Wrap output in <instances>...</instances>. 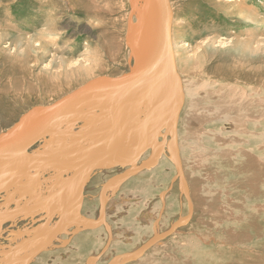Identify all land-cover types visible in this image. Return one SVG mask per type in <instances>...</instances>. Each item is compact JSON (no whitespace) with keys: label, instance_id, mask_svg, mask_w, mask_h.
Returning a JSON list of instances; mask_svg holds the SVG:
<instances>
[{"label":"rangeland","instance_id":"374dc122","mask_svg":"<svg viewBox=\"0 0 264 264\" xmlns=\"http://www.w3.org/2000/svg\"><path fill=\"white\" fill-rule=\"evenodd\" d=\"M169 2L173 14L171 43L180 79L181 98L177 137L172 152L180 157L184 181L192 200V216L143 255L125 264H204L209 255L214 264H229L235 260L237 264H262L259 258L251 260L248 254L233 252L238 247H244L240 246L244 245L243 240L232 243L226 234L229 231L239 238L243 229L263 226L264 219L260 218L262 215L258 216L253 210L258 206L251 199L254 196L253 183L241 189L240 184L234 182V179L232 181L233 174L244 162L238 153V149L242 152L245 146L241 145L244 134L238 129L239 124L233 114H229L233 112L232 109H216L224 104L221 95L213 93L212 101H204L203 96L207 91H221L228 98L230 93H238L239 90L252 97L264 95V0ZM146 3V0H0V136L10 131L33 108L51 105L97 77H119L134 70L136 65L137 68L142 63L138 61L142 48L137 43L136 30ZM167 83L172 91V81L168 80ZM147 90L148 86H144L132 92L131 96L140 100V96L148 93ZM190 91L197 93L193 99L189 97ZM148 96L150 101L144 100L141 102L143 106H139L141 99L122 115L124 130L130 129L123 136L125 140L117 155L123 156H116L110 165L106 163L101 173L93 177L88 192L87 186L78 205H72V210H75L70 213L72 215L67 218L53 246L29 264H115L123 255L148 244L153 237L165 233L171 223L189 214L190 207L181 193L175 163L163 146L154 151L157 155L150 168L135 177L115 180L105 190V221L104 224L100 222L102 186L127 169L142 166L144 160L151 158V151L155 149H151V144H163L164 133L155 137L154 128L165 123L164 126H169L164 116H171V105L165 102L158 106L163 100L170 102L168 90L165 93V88H162V100L158 102L153 101L160 98L157 93L152 97L150 91ZM88 103L89 122L85 120L88 115L84 116L85 119L74 121L62 119L49 128L46 138L43 137L40 143L31 148L42 154L40 156L43 158L33 157L31 151H28L20 158H12V166L22 168L25 166L23 162L27 160L34 169L39 162L53 158L59 161L67 159L62 162L63 166H67L66 163L78 160L83 151L99 149L96 144L104 137L108 119L103 108L96 111L101 105L98 101ZM193 104L191 115H187ZM209 111L211 115L208 116ZM192 115L195 119L190 117ZM224 115L230 117L231 121ZM159 118L163 119L161 123ZM154 120H158V126L153 125L156 124ZM188 124L190 130L192 128L198 132L193 130L195 138L190 137ZM169 127L172 131L171 124ZM144 141H148V144ZM224 150L234 152L230 154L231 162L222 157ZM7 164L1 162L0 165V188L10 192L11 186L16 187V178L20 176L22 179L25 173L12 170L9 175L4 174L8 170ZM27 173L29 176L32 171ZM55 176L59 175L45 172L40 180L49 183L50 178ZM250 176L251 172L248 174L246 171L239 178ZM55 181L53 179L54 185L50 181L51 189L47 188L40 193L47 194L45 203H25L32 205L30 211L33 214L28 220L16 221L13 228L11 225L8 232L0 234V264H12V261L7 262L6 259L16 249V245L18 247L21 242L46 234L58 218L56 197L49 198L53 191L58 190L53 188L62 182ZM77 185L65 190L64 202L78 194L80 184ZM261 190L264 192V185ZM17 195L13 193L12 196L8 194L7 199L0 198V215L6 212L8 204L10 210L18 204L20 196ZM49 199L53 202H47ZM222 218L227 226L223 225ZM95 220L100 223L93 224ZM12 231L18 234L9 240L11 236L8 238L6 234L10 235ZM249 231L253 232L251 228ZM254 243L252 247L264 249L261 240ZM16 263H20V259Z\"/></svg>","mask_w":264,"mask_h":264},{"label":"bare ground","instance_id":"6f19581e","mask_svg":"<svg viewBox=\"0 0 264 264\" xmlns=\"http://www.w3.org/2000/svg\"><path fill=\"white\" fill-rule=\"evenodd\" d=\"M134 1V0H133ZM140 1V0H139ZM148 1V3H146L145 4V6H144V9L142 10V15H141V17H140V24H139V26H137L138 28V31L136 30V35H137V43L138 44H140V47L142 48V52L141 53H139V57H138V61L139 62H141V61H143V60H145V58L147 57H151L152 55L154 56V53H156V51L157 50H160V48H161V42H160V44L158 45V47H157V50L154 52V48H153V46H154V43H156V36H157V30H158V16H157V12H158V9H157V1L156 0H146V2ZM169 1V0H168ZM136 5V4H135ZM138 5V4H137ZM169 5H170V2H169ZM170 10H171V15H173L172 14V9L170 8ZM134 11V10H133ZM136 12V11H135ZM133 13V12H132ZM137 13V12H136ZM135 13V14H136ZM138 14V13H137ZM133 15V14H132ZM139 15V14H138ZM171 18H172V16H171ZM138 19V18H137ZM173 19V18H172ZM137 23H139V22H137ZM187 23V22H186ZM135 24H136V22H135ZM171 26H172V20H171ZM132 28V27H131ZM132 35V34H131ZM133 35H135V34H133ZM130 36V35H129ZM146 38H148V40L146 41ZM209 38V37H208ZM131 39V38H130ZM136 39H134V41H135ZM170 40H171V28H170ZM131 42V41H130ZM136 42V41H135ZM133 45H135V44H133ZM171 45H172V43H171ZM137 47V46H136ZM144 48V49H143ZM133 49H134V47H133ZM137 49V48H136ZM139 49V48H138ZM137 51V50H136ZM173 52V51H172ZM147 60V59H146ZM139 62H138V64H139ZM137 66V65H136ZM136 66H135V68H136ZM173 67H174V70H172V68L171 67H169L166 63L163 65V66H161L157 71H156V75L153 77V78H155V80H156V82L154 83V85H153V87H151V86H148V93L147 94H145V96L147 97L148 96V94L150 93V91H151V96L153 97L154 96V94L155 93H157V95H158V97L160 96V92H162V88H165V93H167V90H168V97H169V99L171 98V91H170V87L168 86V83H167V81L169 80H171L172 81V85H173V87L175 86L176 87V89H177V99L180 101V99H179V97H180V95H179V93H180V82H179V77H178V74H177V71H176V68H175V64H174V55H173ZM168 70V71H167ZM167 71V73H165ZM131 72V71H130ZM167 76V78L164 80V81H162V79L164 78V77H166ZM174 76H176V78H174ZM164 82L166 83V84H164ZM249 82V81H248ZM171 83V82H170ZM264 84V83H263ZM157 85V86H156ZM146 86V85H145ZM164 86V87H163ZM249 86V85H248ZM144 87V86H143ZM142 87V88H143ZM157 87V88H156ZM189 88V87H188ZM138 89H140V88H138ZM137 89V90H138ZM145 89V88H144ZM167 89V90H166ZM190 89V88H189ZM221 89V88H220ZM254 89V88H253ZM171 90H172V88H171ZM232 90H233V88H232ZM231 90V91H232ZM235 90V89H234ZM239 90V89H238ZM252 90V89H251ZM259 91H260V89H259ZM73 92V91H72ZM192 93V94H191ZM213 93H216V94H218V96L219 95H221V97H220V99L223 101H221L222 103H224L223 104V106H219V107H217V105H216V109H218V108H220V107H222V109H220V111H222L223 110V108H225L226 110H229V109H232V113H229V114H233V117L237 120L236 121V123H237V125H238V127L236 126V128H238V129H240L241 130V132H242V134H244V137H243V139L241 140V145H245L244 146V149H242V152H241V149H238V153L242 156V158H243V160L242 161H244L241 165H240V167H239V169H237V171H235V173L233 174V178H232V181H233V179H234V182L236 181L237 182V184H240V188L242 189L243 188V186H245V185H247V184H252L253 183V187H254V190L252 191L253 192V198H251L252 199V202H255V203H258V206L257 207H255V208H253V210L256 212V213H258V216L259 215H262V217H260L261 219H264V192L261 190V187H262V185H264V95H262V94H259V97H252V96H248V94L245 92V91H243V90H239V92L238 93H235V91L233 92V93H235V95L233 94V93H230L229 94V96H228V98H226L225 96H224V94H222L221 93V91H218V92H214V91H207V92H205L204 94V96H203V99H204V101L205 100H207V101H209V100H213V98H212V94ZM259 93V92H258ZM70 94V93H69ZM188 94H190L189 95V97L191 96L192 97V99H193V96H196L197 95V93H195V92H192V91H190V92H188ZM131 95H132V93L128 96V97H125L124 99H123V103H124V105H125V108H124V111L127 109V108H131L130 106L129 107H126V101L128 100V98H130L131 97ZM215 95V94H214ZM249 95H251V94H249ZM67 96V95H66ZM134 96V95H133ZM166 96V95H165ZM217 95H216V98L215 99H217V97H218ZM94 97V98H93ZM102 97H104V96H101V97H95V96H93V95H90V96H85V97H83L82 99H80V102L79 103H77L72 109H70V110H68L67 112H66V115H65V118L64 119H66L67 121H69L70 119H72L73 121L74 120H76V119H81V118H86V117H84V116H87L89 113H88V111H87V109H88V106L90 105L89 103H88V101H94V100H96V101H98L101 105H100V109L99 110H103L104 109V111H106V110H108V104H109V100L106 98V97H104V98H106L107 100L106 101H102ZM149 97V96H148ZM146 98L145 100H149L150 101V98ZM198 97V96H197ZM156 98V97H155ZM164 98H166V97H164ZM157 100H153V101H155V102H158V101H160V100H162V97L160 96V98L158 99V98H156ZM214 99V100H215ZM227 99V100H226ZM58 101V100H57ZM136 102H138V101H140V100H135ZM220 101V100H219ZM218 101V102H219ZM146 102V101H145ZM144 102V103H145ZM154 102V103H155ZM193 102V101H192ZM85 103H87V105H85ZM148 104H149V102H147ZM153 103V104H154ZM169 103V105H171L170 106V108L172 107V112H173V110H174V107H173V102H172V100L170 99V102H168ZM89 104V105H88ZM143 103H141L139 106H141ZM190 104V103H189ZM213 104H216V102H214ZM168 105V106H169ZM92 106V105H91ZM97 106V105H96ZM143 106V105H142ZM193 106V107H192ZM191 106V108H190V112H189V114H187V115H191V110L194 108V104ZM105 107V108H104ZM146 107L147 106H145V110H147L146 109ZM215 107V106H214ZM103 108V109H102ZM169 109V108H168ZM214 109V108H213ZM90 110V109H89ZM129 110V109H128ZM159 110V109H158ZM170 110V109H169ZM168 110V111H169ZM124 111L122 112V115H123V113H124ZM157 111V110H156ZM156 111H155V113H156ZM187 112V111H186ZM88 113V114H87ZM92 113V112H91ZM154 113V112H153ZM152 113V115H154ZM27 114V113H26ZM26 114H24V115H26ZM93 114V113H92ZM159 114V113H158ZM169 114V113H168ZM179 114H180V110H179ZM179 114H178V117H179ZM23 115V116H24ZM47 114H45V113H40V112H37V113H35V114H33L32 116H28V118H27V120L21 125V126H16V127H14V128H12V137H14V136H16V135H18V134H20L21 132H24V131H27L28 129H30L31 127H33L34 125H36L37 123H39L45 116H46ZM208 116L209 115H211V112L209 111L208 112V114H207ZM216 115H219V113H217ZM228 115V114H227ZM80 116V117H79ZM159 116V115H158ZM224 116H226V115H224ZM88 117H89V115L87 116V119H85V120H87L86 122H89V120H90V117H89V120H88ZM125 117V116H124ZM151 116L149 115V117H148V119L150 118ZM155 117H156V115H155ZM164 117H166L164 120H165V122H167L168 124H169V126H170V124H171V128H173V118H172V113H171V116L169 115V117L168 116H164ZM168 117V118H167ZM178 117H177V119H176V125H175V134H176V136H175V139H176V137H177V125H178V122H179V119H178ZM190 117H192L193 119H195V116L194 115H192V116H190ZM106 118L107 119H109V117H108V115H106ZM192 118H191V120H192ZM226 118L227 119H229L230 117H227L226 116ZM99 119V118H98ZM143 119H145V117L143 118ZM156 119H157V117H156ZM163 119L162 120H160V118H159V120H160V123L163 121ZM225 119V118H224ZM231 119V118H230ZM229 119V120H230ZM233 119V118H232ZM84 120V121H85ZM150 120V119H149ZM186 120H187V118H186ZM155 122L154 123H156V124H153L154 126H158L157 124V121L158 120H154ZM188 121V120H187ZM231 121V120H230ZM233 121V120H232ZM59 121H57V122H55L52 126H55V125H57V123H58ZM81 122V121H80ZM83 122V121H82ZM234 122V121H233ZM93 123V122H92ZM141 123V122H140ZM159 123V124H160ZM235 123V122H234ZM243 123H245V124H242ZM86 124V123H85ZM90 124V123H89ZM88 124V125H89ZM97 124V123H96ZM107 124V123H106ZM121 124H122V118H121ZM166 124V123H165ZM164 124V125H165ZM164 125H159V127H157V128H154L155 130V132H156V135H155V137L157 136V135H159V134H161V133H164L163 134V137H164V139H163V141H162V143L163 144H158L157 146H156V143H154V144H151L150 145V147H151V149H153V148H155V149H153L151 152H153V153H151V160H152V163H153V158H155L156 157V155L157 154H155L154 153V151L158 148V150H160L161 148L160 147H163V146H165V149H166V151L169 153V155L171 156V158H173V157H176V155L177 154H175V152H172V150L174 151V145H175V143H174V141H175V139L172 137V131H173V129H172V131H170V127L168 126H164ZM59 126V125H58ZM109 126H110V123H109ZM108 125L106 126V128H108L109 127ZM146 126H147V124H146ZM146 126H144L145 128H146ZM154 126H151V128L152 127H154ZM187 126V125H186ZM185 126V127H186ZM188 126H189V124H188ZM95 127V126H94ZM166 127V128H165ZM150 128V127H149ZM151 128H150V130H151ZM167 128H169V131L167 132ZM186 128H188V127H186ZM185 128V129H186ZM167 129V130H166ZM49 130V129H48ZM187 130V129H186ZM194 129H192L191 128V130H190V126H189V129H188V132H189V134H190V137L191 138H195L194 136H193V133H194V131L196 132V130H194ZM146 131V130H145ZM144 131V132H145ZM153 131V132H154ZM48 132V131H47ZM47 132H46V134H47ZM88 132V131H87ZM100 132V131H99ZM103 132V131H102ZM148 132H150V131H148ZM94 133V132H93ZM186 133H187V131H186ZM196 133H198V132H196ZM64 134V133H63ZM76 134V133H75ZM91 134V133H90ZM155 134V133H154ZM188 134V133H187ZM151 135H152V133H151ZM45 136H47V135H45ZM99 136V135H98ZM196 136V135H195ZM59 137H60V135H59ZM101 137H103V136H101ZM97 138V137H96ZM133 138V137H132ZM131 138V139H132ZM147 138V137H146ZM93 139V138H92ZM95 139V138H94ZM93 139V140H94ZM151 139V138H150ZM152 139H156V138H152ZM6 140H8L7 138H5V137H1V139H0V142H4V141H6ZM119 140H120V137L118 136L117 138H116V140H115V142H119ZM141 140H143V139H141ZM145 140V139H144ZM72 141V140H71ZM152 141H154V140H152ZM145 142V144H148V141H147V143H146V141H144ZM151 142V141H150ZM42 145V144H41ZM240 144L238 143V146H239ZM92 146H94V145H92ZM123 146V145H122ZM146 146V145H145ZM87 147V146H86ZM105 148H106V146H104V147H101V148H99V149H95V150H92V151H87V150H85V151H83L82 153L83 154H80V157L79 158H82L81 156H83L84 157V160L83 159H81V160H83V161H81V160H79V161H77V160H74L73 162H70V163H66L65 165H67V166H64V168H71L72 166H74V164L75 165H80V164H82L83 162H85V160H87L88 158H90V157H93L95 154H96V152L98 153V152H102L103 150H105ZM225 148H227V145H226V147ZM175 149H176V147H175ZM233 150V149H232ZM29 152L31 151V155L33 156H36V157H38V156H40V155H42V154H39L38 152H36L35 150H33L32 151V149L30 148L29 150H28ZM38 151V150H37ZM40 151V150H39ZM119 151V150H118ZM162 151V150H161ZM164 151V150H163ZM49 152V151H48ZM120 152H121V150H120ZM28 153V152H27ZM41 153H43L42 151H41ZM84 153H86V154H84ZM157 153V152H156ZM207 153V152H206ZM210 153V152H209ZM234 152L233 151H231V150H224L223 152H222V157H224V158H228V159H230V161L229 162H231V158H230V156L233 154ZM46 154V153H45ZM231 154V155H230ZM49 155V154H48ZM86 157H85V156ZM88 155V156H87ZM118 155V154H117ZM116 155V156H117ZM219 155V154H218ZM24 156V155H23ZM31 156V157H32ZM33 156V157H34ZM121 156H123V155H120V157H118V158H121ZM20 158V157H22V156H17V157H12V158ZM12 158H5V159H0V165H1V162H7L8 164V170H5V173L4 174H7V175H9L10 174V172L13 170V172H18V170H20V171H24V173H25V177L23 176L22 177V179H21V181L20 180H17L15 183V186L16 187H12L11 185L13 184V180L14 179H12V184H9L10 186H11V188H12V190H11V188H10V192H9V190L8 191H6L4 194H2V195H0V198H3V199H7V195L8 194H10V196H12V194L14 193V195L16 194H18L19 196H20V198H19V202H18V204L17 205H15L14 207H11L12 208V210H10V207L7 205V207H6V212L3 214V215H0V218H2V217H4V216H6V215H8V214H12L13 215V213H15V212H17L18 210H20V209H26L27 211H28V213H25V214H21V215H19V216H17L16 218H14L10 223H8L7 225H5L1 230H0V234L2 233V232H8V228L12 225V228H13V224H15V222L16 221H19V220H25V219H27L28 220V217H31V215L33 214L31 211H30V209H32V205L30 206H28V205H26L25 203H27V202H31V204H33V205H35L36 203H45V198L47 197V194L45 193V194H41L40 195V193H41V191L42 190H47V188L48 189H51L50 187H49V185H50V181L52 182V185H54V182H53V179L54 180H57V181H55V182H58V181H60L61 182V180H63V179H61V176H66V175H68L69 177L71 176V173H69V172H67L66 170H64V171H66V172H64L61 168H57V167H50V166H46V164H51V163H53L54 161H57V160H54V159H51L50 161H46V162H44V161H41V162H39L38 164H36V166H34V169H32L31 168V166L29 165V163H28V161L26 160V161H24L23 162V165H25V166H22V168L21 167H18V166H12ZM39 158H43V156H40ZM59 158V157H58ZM123 158V157H122ZM177 158L179 159V162H180V171H181V174H182V179H181V181L179 180V178H178V175H177V180H178V183L179 184H181L182 186L180 187V190L182 191L181 193H183V195H184V193L186 192L187 194H188V197H189V200H190V204H188V206L189 205H191V207H192V200H191V198H190V195H189V193H188V189H187V187H186V183H185V181H184V175H183V169H182V164H181V161H180V157H179V155H177ZM60 159V158H59ZM69 159V158H68ZM150 159V158H149ZM148 159V160H149ZM66 160L67 159H60V161H62V162H66ZM127 161V160H126ZM146 160H144V163H146L145 162ZM77 162V163H76ZM111 161L109 160L107 163L109 164ZM228 161H227V163H229ZM144 163H142V164H144ZM175 163V162H174ZM106 164V163H105ZM105 164L104 165H102L101 167H99L100 169H98L99 171H97V174L99 173H101V171L103 170V168H104V166H105ZM239 164V163H238ZM6 165V166H7ZM110 165V164H109ZM126 165V164H125ZM176 165V164H175ZM112 166H114V164L112 165ZM214 166V165H213ZM111 167V166H110ZM235 167V166H234ZM127 168H129V167H127ZM249 168V169H248ZM46 169H52V170H54L53 172L55 173V174H58L59 173V175H60V177H54L53 179L52 178H50V181H49V183H45L46 181H41L40 180V177H42V175L44 174V171L46 170ZM133 169H135V168H130V169H127V170H125L124 172H126V171H128V170H133ZM30 170V171H29ZM44 170V171H43ZM176 170H177V166H176ZM32 171V173H31V175H27V174H29V173H27V172H31ZM227 171V170H226ZM247 171V173L249 174L250 172H251V176L250 177H244V178H239V175L241 174V173H243V172H246ZM35 172V173H34ZM123 172V173H124ZM177 172V171H176ZM1 173H3V172H1ZM34 173V174H33ZM223 175H226L225 174V172H223L222 173ZM230 173H228L227 175H229ZM14 175H15V173H14ZM27 175V176H26ZM44 177V176H43ZM53 177V176H52ZM69 177L68 178H66V180L64 181V182H61V183H63V184H61V185H59L57 188L56 187H54L53 188V190L54 189H60L61 187H64L65 185V182L69 179ZM17 178H19V176L17 177ZM16 178V179H17ZM63 178V177H62ZM43 179V178H42ZM48 179V178H47ZM80 179V178H79ZM4 180H6V179H4ZM9 180V179H8ZM44 180V179H43ZM252 180V181H251ZM6 182V181H5ZM9 182V181H8ZM40 182H42L41 183V185H40ZM108 182V181H107ZM4 183V182H3ZM38 183H39V185H38ZM78 184H80V182L78 183ZM78 186V185H77ZM102 186V185H101ZM1 187V186H0ZM69 187H72V183L68 186V187H64L65 189H64V191H63V194H62V197H61V200L58 198L57 199V197H56V201H57V206L59 207V209L57 208V210H59L58 212L59 213H56V214H58L59 216H58V218H60L59 219V223L57 224V230H59L60 232H59V234H61V232H62V230H63V228H64V225H65V222H66V220H67V218L69 217V216H71L72 214H70L73 210H75V209H71V206H72V204L73 203H71V202H75L74 203V205H78V203L81 201V199H77V198H79L77 195L78 194H76L75 196H70L71 198L70 199H66V202H64V198H63V195L65 194L64 192H65V190L67 189V188H69ZM109 187V186H108ZM107 187V188H108ZM13 188H15V190L13 189ZM107 188L105 189V190H107ZM257 188H259V190H257ZM1 189V188H0ZM28 189H31L32 191H28L27 192V190ZM71 189H73V188H71ZM53 190H51V191H53ZM70 190V189H69ZM78 190V189H77ZM57 191V190H56ZM55 191V192H56ZM48 192H50V191H48ZM54 192V191H53ZM69 191L67 190V193H68ZM101 192V191H100ZM105 192V191H104ZM104 192H103V194H104ZM255 192V193H254ZM19 193H21V194H19ZM72 193V192H71ZM74 193V192H73ZM72 193V195H74ZM36 194V195H35ZM101 194V193H100ZM102 194V195H103ZM17 195V196H18ZM69 195V194H68ZM27 196H30L28 199H27ZM15 197V196H14ZM32 197V198H31ZM65 197V196H64ZM66 197H68L67 195H66ZM185 197V196H184ZM49 198H50V196H49ZM15 199V198H14ZM51 199V198H50ZM46 200L47 202H53V200L51 201V200ZM55 199V198H54ZM64 199V200H63ZM76 199V200H75ZM104 195H103V200H102V198H101V196H100V208H101V205L102 204H104ZM186 199V198H185ZM11 200H12V198H11ZM11 200H9V201H11ZM14 201V200H13ZM187 201V200H186ZM61 202H62V205H61ZM64 202V203H63ZM259 202H260V204H259ZM38 203V204H39ZM188 203V202H187ZM41 205H43V204H41ZM55 205H56V203H55ZM54 205V206H55ZM53 206V205H52ZM52 206H51V209H52ZM53 206V207H54ZM74 207V206H73ZM190 207V206H189ZM55 208V207H54ZM68 208V210H69V212L67 213L68 215H66L65 217H63L62 215H61V217H60V213L62 214V212L63 211H65V209H67ZM51 209H50V211H51ZM53 210V209H52ZM55 210V209H54ZM3 211V210H2ZM46 211V210H45ZM218 211V210H217ZM39 212V211H38ZM102 212V211H101ZM36 213V212H35ZM47 213V212H46ZM45 213V214H46ZM105 213H106V211H105ZM189 213V212H188ZM74 214V213H73ZM36 215V214H35ZM39 216V215H38ZM51 216V215H50ZM257 217V216H256ZM58 218H56L54 221H53V224L51 225V227L49 228V230L47 231V233L46 234H44V235H42V236H40L39 238L37 237V238H30V239H28L27 241H24V242H21V243H19V246L17 247V245H16V249H14V250H12V253H10V254H8V256H7V259H6V261L7 262H11L12 261V264H21V263H16V260H18V259H20V260H23V258L24 257H26V256H29V254L30 253H32L35 249H37L39 246H41V244L43 243V238L44 237H46V239L47 238H49L50 236H51V234H52V232H53V226H55L54 224H55V222H56V220L58 219ZM102 218V217H101ZM31 219V218H30ZM40 219V218H39ZM33 220V219H32ZM100 220V219H99ZM222 220H224V218H222ZM256 220V219H255ZM35 221V220H34ZM75 221V220H74ZM96 222H93V224H98V223H100V222H97L98 220H95ZM186 222V221H185ZM223 222V221H222ZM17 223V222H16ZM48 224H49V222H47ZM184 223V222H183ZM183 223H181V224H183ZM41 224H43V223H41ZM46 224V223H45ZM47 224V225H48ZM67 224V223H66ZM171 224H173V223H171ZM170 224V225H171ZM262 224H263V226H261L260 228L262 229V230H260V228H252V227H250L252 230H253V232H251V231H249L250 230V228H248L247 230L246 229H243V232L241 233V236L238 238V236L237 237H235V236H233L232 234H230V233H228V232H226V234H227V238H228V240L230 241V242H241L242 240H243V243H244V245H240V246H244V247H238L237 248V250L236 251H233V252H235L236 254L237 253H239V254H248V256H249V259H251V260H255V259H257V258H259L260 259V261H261V263L262 264H264V249L263 250H260L259 249V247L257 248V247H252V246H254L255 245V241L256 240H261L262 242H264V220H262ZM40 225V224H39ZM46 225V226H47ZM217 225H219V224H217ZM223 225L224 226H227V222L224 220V222H223ZM240 225V224H239ZM30 226V225H29ZM38 226V225H37ZM179 226V225H178ZM183 226V225H182ZM241 226V225H240ZM259 226V225H258ZM243 227V226H242ZM242 227H240L241 228V230H242ZM32 228V227H31ZM42 228H43V226H42ZM52 228V229H51ZM29 229V228H28ZM27 229V230H28ZM47 229H48V227H47ZM175 229V228H174ZM174 229L169 233V235L170 234H172L173 232H174ZM169 230V229H168ZM167 230V231H168ZM166 231V232H167ZM236 231V230H235ZM29 232H30V230H29ZM165 232V233H166ZM21 234H24L23 232H20ZM19 233V234H20ZM43 233V232H42ZM45 233V232H44ZM239 233H240V231H239ZM252 233V234H251ZM15 234H18V233H15V231H12V234H6V235H8L7 237L9 238V236H11L10 238H9V240H13L14 239V236H15ZM164 234V233H163ZM206 234V233H205ZM236 234V233H235ZM27 236V235H26ZM59 236V235H58ZM157 236H161V235H157ZM19 237V236H18ZM34 237V236H33ZM20 238V237H19ZM57 238V237H56ZM154 238V237H153ZM165 238V237H164ZM58 239V238H57ZM163 238H161L156 244H158L159 242H161V240H162ZM22 240V239H21ZM20 240V241H21ZM208 240V239H207ZM149 241V240H148ZM24 243H28L26 246H23V244ZM147 243V242H146ZM145 243V244H146ZM20 244H21V246H20ZM155 244V245H156ZM196 244V243H195ZM208 244V243H207ZM206 244V245H207ZM247 245H250V247H247ZM192 246V245H191ZM209 246H211V245H209ZM262 246V245H261ZM50 247V246H49ZM48 247V248H49ZM47 248V249H48ZM196 248V247H195ZM194 248V249H195ZM199 248V247H198ZM201 248H202V246H201ZM201 248H199V249H201ZM204 248V247H203ZM27 249V250H26ZM205 249V248H204ZM213 249V248H212ZM219 249V248H218ZM4 250V249H3ZM11 250H10V252H11ZM17 250H19V251H17ZM201 250H203V249H201ZM207 250V249H206ZM214 250H216V248L214 249ZM28 252L27 254H25V252ZM148 251V250H147ZM213 251V250H212ZM207 252V251H206ZM215 252V251H214ZM220 252H222L221 250H220ZM216 253V252H215ZM261 253H263V256H260V254ZM41 254V253H40ZM192 254V253H191ZM205 254H207V253H205ZM217 254V253H216ZM143 255V254H142ZM39 256V255H38ZM37 256V257H38ZM190 256H193V255H190ZM37 257H35V258H37ZM95 257V256H94ZM184 257V256H183ZM3 258V257H2ZM35 258H33L32 260H34ZM137 258V257H136ZM192 258V257H191ZM223 258V257H222ZM5 259V258H4ZM207 259V261L204 263V264H214V262H213V260L211 259V257H210V255H209V257L208 258H206ZM31 260V261H32ZM117 260H118V258H117ZM123 258H119V260L117 261V263H115V264H119V263H121V262H123ZM134 260V259H133ZM194 260V259H193ZM30 261V262H31ZM115 261V260H114ZM189 261V260H188ZM172 262V261H171ZM256 262V261H255ZM128 263V262H127ZM181 263V262H180ZM240 263V262H239ZM238 263V264H239ZM257 263V262H256ZM114 264V263H113ZM188 264V263H187ZM219 264H225L224 262H221V263H219ZM229 264H237V262H236V260H235V262H229Z\"/></svg>","mask_w":264,"mask_h":264},{"label":"water","instance_id":"95a60500","mask_svg":"<svg viewBox=\"0 0 264 264\" xmlns=\"http://www.w3.org/2000/svg\"><path fill=\"white\" fill-rule=\"evenodd\" d=\"M157 1V16H158V30H157V36H156V43H154V52L157 50L158 45L161 42V48L160 50H157L156 53H154V56L146 57L145 60L142 61V63L132 70L129 73L123 74L119 77H107V76H100L95 79H92L82 85L81 87L77 88L67 96L59 99L58 101L54 102L51 105L48 106H41L31 109L27 112L26 115L22 116L18 123L14 126H21L28 118V116H32L33 114L40 112L47 114L39 123L28 129L27 131L21 132L20 134L12 137V129L3 135L1 137H5L8 140L4 142H0V159L5 158H12L17 156H23L26 155L28 150L34 146H36L38 143H40L41 139L45 137L46 132L48 129L57 121H61L65 118L66 112L70 109H72L77 103L80 102V99H82L85 96H104L109 100V106L108 110L103 111L106 115H108V124L110 123V126L104 131V137L101 139L100 142L96 144V147L101 148L106 146L105 150L102 152H96V154L93 157L88 158L83 162L82 164L74 165L71 168H63L64 164L62 161H54L51 164H46V166L52 167H62V170H66L67 172L71 173V176L69 179L65 182L64 187H68L71 183H73L74 180H76L79 176L84 175L79 188H78V199L82 198V193L84 191V188L91 177V175L96 171L99 167L107 163L109 160H114L116 155L118 154V150L120 149V146L125 140L124 135L128 134L130 129L125 131V125L121 124V118H122V112L124 111L125 105L123 103V99L125 97H128L132 92L136 91L138 88H142L143 86H151L153 87L154 83L156 82L155 78H153L156 75V71L163 66L165 63L174 70L173 67V52H172V45L170 40V28H171V10L168 0H156ZM147 59V60H146ZM176 78V76H174ZM102 97V101H106L107 99ZM140 104L143 102L147 97L145 95L140 96ZM173 102L174 110L172 112V118H173V131H172V137L175 139V125H176V119L179 114L180 110V104L181 102L177 99V89L176 87L172 85V91H171V98ZM169 100V99H168ZM169 102V101H161V104L158 106H161L163 103ZM134 103H137L134 99V97L128 98L126 101V107H133ZM98 107L96 109L99 110ZM151 114V113H150ZM149 114V115H150ZM148 115V116H149ZM147 118V117H146ZM13 127V128H14ZM133 128V126H131ZM120 137L119 142H115L117 137ZM122 136V138H121ZM173 161L175 162V166H177V175L179 180L182 179V174L180 171V162L179 159L176 157H173ZM152 165L151 158L147 160L146 163H144L142 166L135 168L133 170H128L119 176L116 177L114 180H109L106 182L102 188H101V198L103 200V192L105 189L110 186L115 180L128 178L131 176H135L142 171L150 168ZM64 171V172H66ZM17 180H21V177L17 178ZM182 185L179 184V187ZM64 187H61L56 192H53V194L50 195V198L53 199L55 197L59 198L61 200ZM7 191V189L2 188L0 189V195L4 194ZM184 196L190 204V200L188 197V194L185 192ZM76 200V199H75ZM73 204L75 202H72ZM72 204V205H73ZM62 205V202H61ZM190 206L189 214L186 217L178 219L176 222H174L169 230L161 234V236L154 237L151 241L148 242V244L144 245L141 248L136 249L135 251L131 253H127L123 255L121 258H123V262L119 264H125L133 259L138 258L142 254H144L147 250L152 248L161 238L166 237L169 235V233L176 228L181 223L187 221L192 216V207ZM72 209V206H71ZM104 204L101 205V224H104L105 221V214H104ZM69 212L68 208L65 209V211L60 213L63 217L67 215ZM28 213V211L24 209H20L17 212L12 214H8L2 218H0V230L10 223L14 218L21 214ZM60 218H58L55 222V226H53V232L49 238L46 239V237L43 238V243L41 246H39L37 249H35L32 253L29 254V256H26L23 258V260H20L21 264H29L30 261L40 255V253L44 252L58 237L59 230H57V224L60 222ZM51 228V229H52ZM28 243H24L23 246H26Z\"/></svg>","mask_w":264,"mask_h":264},{"label":"crops","instance_id":"0c3cea01","mask_svg":"<svg viewBox=\"0 0 264 264\" xmlns=\"http://www.w3.org/2000/svg\"><path fill=\"white\" fill-rule=\"evenodd\" d=\"M108 126H109V124H108ZM106 129H107V128H105V130H106ZM45 138H46V136H45ZM45 138H44V139H45ZM91 151H92V150H91ZM118 155H119V154H118ZM84 156H85V155H84ZM87 156H88V155H87ZM85 157H86V156H85ZM53 159H54V158H53ZM77 159H78L77 161H79V160H81V159L84 160V157H83V156H82V158H79V157H78ZM83 160H81V161H83ZM76 163H77V162H76ZM57 168H62V167H57ZM98 169H100V168H98ZM98 169H97L96 171H94V173H93V174L91 175V177L89 178V180H88V182H87V184H86V186H85V188H84V189H86V187L88 186L87 189H86V193H87L88 190H89V189H88V188H89V184L92 183V179H93V177L97 174V171H99ZM53 171H54V170H52V169H46V170L44 171V173H45V172H52V173H54L55 171H54V172H53ZM54 174H55V173H54ZM58 175H59V173H58ZM137 175H138V174H137ZM135 176H136V175H135ZM135 176H131V177H135ZM58 177H60V175H59ZM61 177H63V180L65 181L66 178H68L69 176L66 175V176H61ZM83 177H84V175H81V176H79L76 180H74L73 183H72V186H76L79 182L81 183ZM131 177H128V178H131ZM79 178H80V179H79ZM63 180H61V181L64 182ZM61 184H63V183H61ZM84 193H85V191L83 192V196L85 195ZM56 239H57V238H56ZM56 239L53 241V243L50 245V247H49L48 249H50V248L53 246V244L55 243ZM48 249H46V250H48ZM46 250H45V251H46ZM45 251H44V252H45ZM44 252H43V253H44ZM41 254H42V253H41ZM41 254H40V255H41ZM40 255H39V256H40ZM30 263H31V262H30Z\"/></svg>","mask_w":264,"mask_h":264}]
</instances>
